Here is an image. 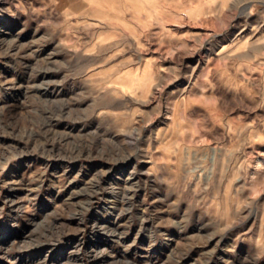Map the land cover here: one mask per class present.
Returning a JSON list of instances; mask_svg holds the SVG:
<instances>
[{"label": "rangeland", "instance_id": "374dc122", "mask_svg": "<svg viewBox=\"0 0 264 264\" xmlns=\"http://www.w3.org/2000/svg\"><path fill=\"white\" fill-rule=\"evenodd\" d=\"M0 264H264V0H0Z\"/></svg>", "mask_w": 264, "mask_h": 264}, {"label": "bare ground", "instance_id": "6f19581e", "mask_svg": "<svg viewBox=\"0 0 264 264\" xmlns=\"http://www.w3.org/2000/svg\"><path fill=\"white\" fill-rule=\"evenodd\" d=\"M249 5V4H248ZM96 255V254H95Z\"/></svg>", "mask_w": 264, "mask_h": 264}]
</instances>
